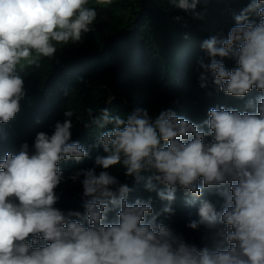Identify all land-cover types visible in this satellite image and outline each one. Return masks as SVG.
<instances>
[{"label":"clouds","instance_id":"clouds-1","mask_svg":"<svg viewBox=\"0 0 264 264\" xmlns=\"http://www.w3.org/2000/svg\"><path fill=\"white\" fill-rule=\"evenodd\" d=\"M211 1L170 3L210 26L225 16L223 0L215 11ZM114 2L0 0V264H264V0H249L226 36L202 41L206 60L192 35L176 45L188 51L169 50V94L157 115L90 108L103 151L94 161L70 95L81 75L56 74L46 61L82 43L96 7ZM239 98H248L243 111L213 107ZM117 166L164 206L156 211L151 195L130 201ZM177 192L199 201L187 227L204 226L211 246L159 219L175 215ZM70 197L83 211L57 207Z\"/></svg>","mask_w":264,"mask_h":264},{"label":"trees","instance_id":"trees-1","mask_svg":"<svg viewBox=\"0 0 264 264\" xmlns=\"http://www.w3.org/2000/svg\"><path fill=\"white\" fill-rule=\"evenodd\" d=\"M248 2L249 0H223L221 5L225 9L224 19L210 26L175 9L170 0H115L110 6L96 7L97 20L83 42L59 49L56 54L58 62L46 61L49 69L54 70L56 74L72 72L81 75V81L72 79L70 95L74 103V113L78 114L80 119L78 124L83 127V136L88 141L90 152H94L91 159L95 161L98 155H103V151L102 148L94 146L98 129L95 125H90L88 110L91 108L98 113L100 109L108 108L110 115H125L139 107L147 109L150 115H157L163 110L169 94V73L164 68L169 50L188 51L189 48L176 45L181 44L186 35H192L197 37L196 45L200 49L197 57L206 60L201 49L202 41L213 34L223 33L226 36L231 29L230 20H233L234 15L239 14ZM217 4L218 2L212 0L207 9L215 11ZM201 8L200 3L199 9ZM176 16H183L184 20L177 23L174 20ZM191 53L189 51V54ZM70 78L68 76L66 80ZM204 91L206 92V89ZM207 92L213 93V89L209 88ZM109 95L115 97L110 104L106 103ZM247 99L225 100L213 107L224 106L243 111ZM94 161L84 168L92 167ZM124 171L119 166L112 170L121 182L132 188L130 201L136 198L147 199L151 195L154 200L153 207L159 211L164 206L163 202H160L154 193L146 192L142 184L126 179ZM74 186L72 183L69 191H72ZM79 189L82 190L80 184ZM182 194H176L173 205L175 215L167 219L161 216L159 219L187 242L198 247L205 244L211 246L210 240L203 239L207 234L204 226L198 230L187 227L189 222L199 219V201L188 200L187 197L179 198ZM81 202V199L70 197L57 207L62 210L83 211ZM217 210H220V206H217ZM114 218L115 213H110L109 219Z\"/></svg>","mask_w":264,"mask_h":264}]
</instances>
